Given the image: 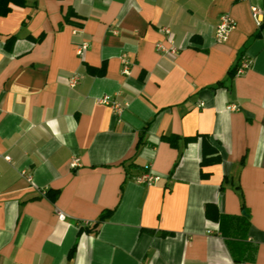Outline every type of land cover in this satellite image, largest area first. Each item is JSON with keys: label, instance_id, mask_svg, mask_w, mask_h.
Wrapping results in <instances>:
<instances>
[{"label": "crops", "instance_id": "0c3cea01", "mask_svg": "<svg viewBox=\"0 0 264 264\" xmlns=\"http://www.w3.org/2000/svg\"><path fill=\"white\" fill-rule=\"evenodd\" d=\"M163 28L175 55L156 49ZM197 135L220 163L201 165ZM146 170L158 183L135 181ZM0 264H264V0H26L0 16Z\"/></svg>", "mask_w": 264, "mask_h": 264}, {"label": "built area", "instance_id": "2783aa9c", "mask_svg": "<svg viewBox=\"0 0 264 264\" xmlns=\"http://www.w3.org/2000/svg\"><path fill=\"white\" fill-rule=\"evenodd\" d=\"M252 15L253 18L255 19V21L257 22L258 25L261 24V20H259L260 16H261V11L257 8V7H252ZM237 23L235 21V19L228 13H225L223 15L220 16L219 19V24L216 28V32H215V39L217 41V43L219 44H223L225 42H227L230 33L236 29ZM162 31L168 36V40L169 42L172 43V46L170 47H166L162 42H159L156 44V49L158 52L162 53V54H170V55H175L178 52V49L173 45V41H172V34L169 28H163ZM117 33V32H116ZM88 44L84 43L80 46L77 47V55L78 56H83L84 53L87 51L88 49ZM122 62L124 64V69H123V74H129V69H128V62L126 60V56H124L122 58ZM251 61L247 56H243L241 61H240V65L237 71V74H243L250 66ZM78 77H72L68 79V85L70 87H75L78 84ZM97 103L102 104V105H106L109 106L113 112L117 115H122L123 113V105L120 101H118L117 99H115L113 96L110 95H104L100 98L97 99ZM237 107L235 105H231L228 106V110H236ZM6 161H10L9 157H5L4 158ZM78 159H75L71 166L73 168L78 166ZM24 173V172H23ZM29 183H32V179L30 177L27 178ZM135 181L140 184V185H145V186H152L156 183H158L159 178L151 173H149L147 170L145 172H143L141 175L137 176L135 178ZM56 215L58 217L59 221H65L67 219V215L57 209L56 210ZM91 223H87L86 226H90Z\"/></svg>", "mask_w": 264, "mask_h": 264}, {"label": "trees", "instance_id": "16d2710c", "mask_svg": "<svg viewBox=\"0 0 264 264\" xmlns=\"http://www.w3.org/2000/svg\"><path fill=\"white\" fill-rule=\"evenodd\" d=\"M26 5V0H0V16L4 17L7 16L12 11V6L17 7H24ZM13 42V38H10L8 47H10L11 43ZM243 56L240 57L238 63L231 69L229 72V75L231 77H234L237 74L238 68H239V62L241 61ZM167 143H169L172 147H177L178 141L180 138L178 136H167L163 138ZM199 139H201L202 143V150H203V159L201 162L202 166H211L217 163L221 162V156L219 153L218 148L212 143V140L210 139V136L208 135H197L194 137H188L184 139L185 144L197 142ZM210 207V206H209ZM209 207H207V216L215 221L222 222V220H229V217H224L221 214L218 213V211L213 208L212 210L215 213H211ZM111 211L104 212L99 221L96 223H91L90 226H87L86 228L80 230L79 233L87 232V233H96L98 231L99 225L106 219H108L111 216ZM74 252V249L72 250L71 254Z\"/></svg>", "mask_w": 264, "mask_h": 264}]
</instances>
